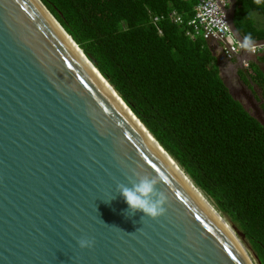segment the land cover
<instances>
[{"label": "water", "instance_id": "1", "mask_svg": "<svg viewBox=\"0 0 264 264\" xmlns=\"http://www.w3.org/2000/svg\"><path fill=\"white\" fill-rule=\"evenodd\" d=\"M39 1L43 8L0 0V264H252L216 207ZM235 4L225 10L243 42ZM142 177L156 181L154 199L165 198L156 218L129 209L118 188ZM82 238L92 246L81 248Z\"/></svg>", "mask_w": 264, "mask_h": 264}, {"label": "trees", "instance_id": "2", "mask_svg": "<svg viewBox=\"0 0 264 264\" xmlns=\"http://www.w3.org/2000/svg\"><path fill=\"white\" fill-rule=\"evenodd\" d=\"M41 1L264 264V124L230 92L213 45L186 24L197 0ZM235 3L239 32L263 38L252 13L264 15V0ZM256 58L237 74L260 87L264 110V49Z\"/></svg>", "mask_w": 264, "mask_h": 264}, {"label": "built area", "instance_id": "3", "mask_svg": "<svg viewBox=\"0 0 264 264\" xmlns=\"http://www.w3.org/2000/svg\"><path fill=\"white\" fill-rule=\"evenodd\" d=\"M228 4L229 0H197L193 15L186 20L191 33L200 34L206 39L217 40L220 59L231 58L236 53L255 54L262 51L264 43L254 44L256 47L254 53L241 48L243 42L235 37L229 26L225 10ZM171 17L175 21L182 20L180 14L175 11H172Z\"/></svg>", "mask_w": 264, "mask_h": 264}, {"label": "clouds", "instance_id": "4", "mask_svg": "<svg viewBox=\"0 0 264 264\" xmlns=\"http://www.w3.org/2000/svg\"><path fill=\"white\" fill-rule=\"evenodd\" d=\"M255 2L259 4L261 0H255ZM241 48L252 53L256 51L251 34L244 37ZM155 183L154 179L150 180L147 177H142L132 187L118 185V188L129 209L133 211L139 210L149 217L156 218L165 212V209L160 206L165 198L163 194H159L157 199L153 198ZM78 243L81 248H85L91 247L93 241L82 238Z\"/></svg>", "mask_w": 264, "mask_h": 264}, {"label": "rangeland", "instance_id": "5", "mask_svg": "<svg viewBox=\"0 0 264 264\" xmlns=\"http://www.w3.org/2000/svg\"><path fill=\"white\" fill-rule=\"evenodd\" d=\"M244 54V53H243ZM219 61L221 62V73H222V75H223V77H224V79H225V81L227 82V84H229L231 87H232V89H234L235 88V85H236V80H235V78L233 77V75H232V71L231 70H229L230 69V67H232L231 65H230V63H231V61H230V59L229 58H222V59H220L219 58ZM225 62L227 63V64H225ZM232 64V63H231ZM234 91L236 92V90L234 89ZM248 91H249V93H248V95H249V97L250 98H247V96L248 95H246V93L245 94H243L242 92H236V94L242 99V101H243V103L247 106V108L250 110V111H252V112H254V113H256L257 115L258 114H260L262 117H263V119H264V110L262 109V107L260 106V101H259V103L257 102V100H256V98H252L253 96H256L257 98H259V99H262V98H260V96H259V89H258V87L257 86H254V94H253V92L251 93V91L248 89ZM261 93V92H260ZM253 94V95H252ZM261 95V94H260ZM263 100V99H262ZM251 102V103H250ZM204 193V192H203ZM206 197L208 198V196L206 195ZM209 200H210V202L212 203V201H211V199L210 198H208ZM213 204V203H212ZM217 209V208H216ZM218 210V209H217ZM219 211V210H218ZM219 213H221L220 211H219ZM222 214V213H221ZM223 216H224V218L232 225V226H234V224L224 215V214H222ZM235 227V226H234ZM236 235H237V237L239 238V240L241 241V243L243 244V247H244V249L247 251V253H248V255H249V257H250V259L252 260V262H253V264H258V259L256 260V257H255V255H254V252L251 250V248H250V246L247 244V242L244 240V239H242V238H240V236L236 233Z\"/></svg>", "mask_w": 264, "mask_h": 264}, {"label": "crops", "instance_id": "6", "mask_svg": "<svg viewBox=\"0 0 264 264\" xmlns=\"http://www.w3.org/2000/svg\"><path fill=\"white\" fill-rule=\"evenodd\" d=\"M252 17L254 19V23H255L256 26H258V27H264V15L262 13H259L257 11H254L252 13ZM208 40H209L210 44L213 45L214 50L216 51V53H219L218 41L215 40V39H213V38L208 39ZM258 53H255V54L236 53L233 56L234 59L229 58L230 61H231V63H232V64L230 63V65L233 66V72H232L233 77L235 78L234 73H236L237 77L239 78V76L237 74L238 73L237 72V69L240 68V67H246L249 60H256L257 59L256 57H257V54ZM245 60H247V64H245ZM219 63H220V66H221V62L220 61H219ZM262 68L264 69V65L263 64L261 65V69ZM263 72H264V70H263ZM235 80H236V78H235ZM250 84H253V82L250 81Z\"/></svg>", "mask_w": 264, "mask_h": 264}, {"label": "bare ground", "instance_id": "7", "mask_svg": "<svg viewBox=\"0 0 264 264\" xmlns=\"http://www.w3.org/2000/svg\"><path fill=\"white\" fill-rule=\"evenodd\" d=\"M39 4H40V6H41V3H40V1L39 0H36ZM42 7V6H41ZM43 8V7H42ZM44 11H45V9H44ZM46 12V11H45ZM47 13V12H46ZM48 14V13H47ZM49 15V14H48ZM50 16V18L56 23V25L61 29V31L67 36V38L72 42V44L78 49V51L84 56V58L89 62V64L93 67V69L97 72V74L101 77V79L106 83V85L110 88V90L114 93V95L124 104V106L132 113V111L125 105V103L122 101V99L119 97V95L114 91V89L112 88V86L108 83V81L97 71V69L90 63V61L85 57V55L83 54V52H82V50L78 47V45L72 40V38L68 35V33H66L63 29H62V27L59 25V23H57V21L53 18V17H51V15H49ZM133 114V113H132ZM134 115V114H133ZM135 116V115H134ZM136 117V116H135ZM137 119V118H136ZM138 120V119H137ZM139 121V120H138ZM140 122V121H139ZM141 123V122H140ZM142 124V123H141ZM221 214V213H220ZM221 216L223 217V219L226 221V223L229 225V227L231 228V230L234 232V234L236 235V233L240 236V238H242V239H244L243 238V236H242V234L234 227V226H232L225 218H224V216L221 214ZM236 237H237V235H236ZM238 238V237H237ZM238 240H239V238H238ZM239 242H240V244L242 245V247H243V244L241 243V241L239 240ZM243 249H244V247H243ZM244 251L246 252V254H247V256L249 257V255H248V253H247V251L244 249ZM256 257V256H255ZM249 259H250V257H249ZM256 260H257V258H256ZM250 261H251V263L253 264V262H252V260L250 259ZM258 262V264H260L259 263V261H257Z\"/></svg>", "mask_w": 264, "mask_h": 264}, {"label": "flooded vegetation", "instance_id": "8", "mask_svg": "<svg viewBox=\"0 0 264 264\" xmlns=\"http://www.w3.org/2000/svg\"><path fill=\"white\" fill-rule=\"evenodd\" d=\"M245 54H247V53H245ZM225 64H227L226 62H225ZM263 69V68H262ZM229 70H231L232 72H233V66L232 67H230V69ZM264 70V69H263ZM234 75H235V78H236V85H235V90H236V92L238 91V92H242L243 94H245L246 93V95H248V93H249V91H248V89L251 91V93L254 91V86H257L258 87V89H259V96H260V98H262L261 97V95H260V87L256 84V83H253V84H248V83H246V82H244L242 79H240V78H238L237 77V75H236V73H234ZM247 89V90H246ZM248 91V92H247ZM253 94H254V92H253ZM252 94V95H253ZM247 98H250L249 97V95L247 96ZM252 98H256V100H257V102L259 103V101L261 100L262 101V99H259V98H257L256 96H253ZM260 101V102H261ZM251 103V102H250Z\"/></svg>", "mask_w": 264, "mask_h": 264}]
</instances>
